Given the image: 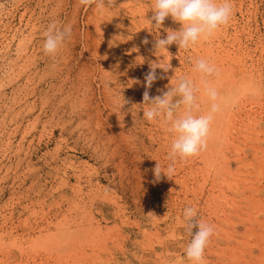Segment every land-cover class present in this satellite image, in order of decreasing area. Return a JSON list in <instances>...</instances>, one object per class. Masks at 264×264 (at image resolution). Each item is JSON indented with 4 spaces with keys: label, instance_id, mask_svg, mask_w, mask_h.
I'll list each match as a JSON object with an SVG mask.
<instances>
[{
    "label": "rangeland",
    "instance_id": "374dc122",
    "mask_svg": "<svg viewBox=\"0 0 264 264\" xmlns=\"http://www.w3.org/2000/svg\"><path fill=\"white\" fill-rule=\"evenodd\" d=\"M230 2L229 23L212 37L157 51L182 24L169 16L156 26L154 0L103 11L0 0V264H193L188 206L215 229L203 264H264V0ZM52 22L72 32L46 54ZM200 58L219 71L207 79L222 110L207 150L173 162V134L143 117V94L181 77L199 85ZM152 64L161 67L147 88ZM197 103L196 114L210 109L202 88ZM158 162L174 174L157 180ZM169 241L168 257L152 263Z\"/></svg>",
    "mask_w": 264,
    "mask_h": 264
},
{
    "label": "clouds",
    "instance_id": "9594fccd",
    "mask_svg": "<svg viewBox=\"0 0 264 264\" xmlns=\"http://www.w3.org/2000/svg\"><path fill=\"white\" fill-rule=\"evenodd\" d=\"M82 5L96 3L97 7L104 10L105 6H113L115 0H80ZM156 26H160L166 17L180 22L182 27L178 31L170 30L165 38H159L155 42L157 51L168 49V46L176 43L179 48L188 49L197 44L201 39L212 37L223 25L229 23L232 14L230 0H154L152 7ZM72 27L58 26L56 22L49 24L44 33L43 50L46 54H55L62 44L71 36ZM147 43V40H145ZM151 65V70L146 74V87L150 88L157 79L156 68ZM165 71L168 68L162 67ZM194 70L201 74L199 85L192 79L181 77L177 85L171 86L161 95L152 97L146 90L143 94V117L149 122L160 118L166 131L173 134L169 158L175 162L179 157L186 159L198 156L208 148V138L211 126L217 113L221 112V103L216 87L207 77L218 76L219 71L214 64L207 59L200 58L195 61ZM203 89L204 95L211 101L210 109L205 114H196L199 111L197 92ZM179 97V99H176ZM183 109V111H181ZM174 167L169 166L163 171L159 162L154 168L157 180L163 172L168 177L174 174ZM185 230L190 234L191 240L185 248V256L193 264H203L204 252L207 244L213 236L214 226L198 218L197 209L188 206L183 210ZM197 229L193 233V229Z\"/></svg>",
    "mask_w": 264,
    "mask_h": 264
},
{
    "label": "bare ground",
    "instance_id": "6f19581e",
    "mask_svg": "<svg viewBox=\"0 0 264 264\" xmlns=\"http://www.w3.org/2000/svg\"><path fill=\"white\" fill-rule=\"evenodd\" d=\"M139 156V155H138ZM139 158H141V156L139 157ZM141 159H143V158H141ZM146 161V160H145ZM225 166V165H224ZM142 167V166H141ZM136 168V167H135ZM134 169V168H133ZM227 169V168H226ZM134 171V170H133ZM135 174H136V172H134ZM138 174V173H137ZM125 175V174H124ZM147 175V174H146ZM134 176H136V175H134ZM138 176V175H137ZM151 176V175H150ZM148 177H149V175H148ZM138 179L140 180V178H139V176H138ZM138 180V181H139ZM147 181V180H146ZM149 181V180H148ZM147 181V182H148ZM151 181V180H150ZM135 183H136V181H135ZM137 185H138V183H136ZM136 184L134 185V186H136ZM141 185V184H140ZM139 185V186H140ZM139 188H141V187H139ZM137 189H138V187L137 188H135V190L137 191ZM143 192V191H142ZM143 197V196H142ZM245 197V196H244ZM135 199V198H134ZM136 199H137V197H136ZM136 199H135V201H136ZM145 199V198H144ZM246 199V198H245ZM143 201H145V200H143ZM212 201H213V199H212ZM138 203V202H137ZM196 207V206H195ZM214 208V207H213ZM208 211V210H207ZM205 212V211H204ZM202 215V214H201ZM170 219V218H169ZM169 222V221H168ZM170 227V226H169ZM169 236V235H168ZM171 236V235H170ZM160 240V239H159ZM172 245V242L171 241H169V242H167V243H165V244H163V249L164 250H162V252L164 253L163 254V256L161 255H159L158 256V254L156 253L154 256H152V263H155V261H157V258H159V260L161 259V262L163 261V258H166V257H168V255L169 254H166V252L167 251H169V246H171ZM176 248V247H175ZM154 250H156V249H154ZM154 250H153V253H154ZM176 250V249H175ZM111 251V250H110ZM109 251V252H110ZM118 259V258H117ZM143 263H148V264H150L151 262H149L148 261V259L147 260H145V261H143Z\"/></svg>",
    "mask_w": 264,
    "mask_h": 264
}]
</instances>
